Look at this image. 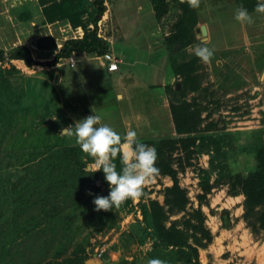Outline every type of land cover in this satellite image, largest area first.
<instances>
[{
	"label": "rangeland",
	"instance_id": "374dc122",
	"mask_svg": "<svg viewBox=\"0 0 264 264\" xmlns=\"http://www.w3.org/2000/svg\"><path fill=\"white\" fill-rule=\"evenodd\" d=\"M57 1L60 0H0V48L7 51L13 47V43L18 42V45L30 49L38 63L26 66L18 59L0 63V105L6 111L3 114L0 141L5 146L11 144V140L14 146L12 149L7 147L14 155L6 156V152L1 155L0 207L5 197L3 190L7 179L13 180L22 169L13 161L17 152L23 151L22 157L29 156L33 153V147L40 145L42 156H45V138L48 146L53 144L54 137H59L63 143L76 145L74 138L59 135L61 128L69 125L74 127L75 121L93 114L99 115L102 123L109 124L121 135L129 128L136 129L134 121H126L125 116V119L121 117L120 111L130 105L125 98L118 99L117 103L114 101V92L107 84L110 81L106 78V70L90 61L92 67L82 74L90 55L72 54L76 63L71 68L66 58H60L54 65L45 64L53 58L65 39L77 36L80 31L83 34L81 27L73 26L67 20L49 21L44 16L45 8L49 9ZM148 1L107 0L111 13L110 24L114 28L110 48L126 63L128 72L145 79L147 85H153V92L160 89L158 83L164 76L167 53L164 47L152 44L150 33L155 21L162 19L159 33L155 34V38L161 40L163 33L171 30L180 11L176 0H165V13L162 18L155 20L147 13ZM207 1L199 0L197 10L200 11L199 16L208 10L217 18L212 45L206 44L215 50L214 56L210 63L201 62L193 54V48L205 44L191 43L187 51L193 54L194 62L187 68L189 70L174 77L171 87L176 82L185 81L184 76L189 78H186V93L180 101L188 99L193 110L199 112L198 131L206 130L205 133H212L216 138L224 136L227 145L221 141L218 152L210 148V154H192L189 164L178 171V184L186 191L187 203L183 211L174 215L167 213L165 225L169 226L171 221L181 225L184 219L192 217L193 210L199 209L203 226L210 233V241L202 240V247H197L200 264H264V232L255 234L246 227L242 218L243 195L229 197L227 185L222 184L212 188L205 198L199 199L203 195L200 187L201 171L208 169L209 155L221 159V153L226 151L228 157L236 160L237 169H242L246 164L250 166L252 159L240 147L264 138V14H261L263 22L255 23L259 15L251 13L255 22L242 25L234 19V11L238 8L234 1L224 2L221 8L215 4H212L213 8L206 7ZM48 15H52V12L48 11ZM86 17L84 15L82 19L85 21ZM197 32L199 34L198 27ZM244 33L248 38L245 43L242 40ZM223 41L225 46H230V50L227 47L221 51L218 49ZM158 92L154 91L155 94ZM147 93L155 99L156 95L145 88L146 100L149 98ZM104 99L108 105H101ZM140 110H136L139 115L142 114ZM14 118L16 125L11 124ZM143 120L141 118L136 124L139 137L148 135L156 139L169 133L165 128L142 127ZM174 135L176 133L170 137ZM172 156H179L186 163L181 150L175 151ZM115 162L119 170V160ZM91 164L92 160L86 162L85 170L88 171ZM215 176L214 171L210 172V183ZM171 183L168 176L159 174L146 186V195L140 200H128L108 212H97L92 207L93 201L85 204V208H78L73 219L79 225L75 239L81 243L80 256L84 260H98L100 264H147L153 239L145 232L140 204L153 200L163 205V191ZM95 184L98 187L96 196L109 195V185L102 171L95 173ZM222 208L229 209L230 228L221 227L217 213ZM186 232L190 233L191 230ZM100 249L103 252L97 257ZM173 258V254L168 255L170 261Z\"/></svg>",
	"mask_w": 264,
	"mask_h": 264
},
{
	"label": "trees",
	"instance_id": "16d2710c",
	"mask_svg": "<svg viewBox=\"0 0 264 264\" xmlns=\"http://www.w3.org/2000/svg\"><path fill=\"white\" fill-rule=\"evenodd\" d=\"M176 1L180 13L169 34L163 38L162 46L173 73L179 76L184 70H189L187 68L194 62L193 54L187 51V47L196 41L197 7H191L189 0ZM233 1L238 7L246 8L249 14L256 13L254 9L258 0ZM153 4L155 19L159 20L165 13V1L153 0ZM105 9L104 0H60L49 9L45 8L44 16L49 21L67 20L83 30L81 37L65 39L53 58L45 64L54 65L60 58L74 53L101 56L109 51L108 41L97 35V22ZM48 11L52 15H48ZM84 15H87L85 21L82 19ZM11 59L21 60L26 66L38 64L25 45H16L7 51L0 48V63ZM184 78L179 88L176 84L165 87L172 94L170 113L175 132L184 136H160L156 139L138 137L140 143L155 147L158 154L156 166L160 174L168 176L172 182L163 191V205L153 200L140 204L145 232L153 239L148 257L162 259L167 264H200L197 247H202V240L210 241V233L203 226L199 209L193 210L192 217L184 219L181 225L177 221L165 225L167 213L177 214L184 210L187 203L186 191L178 184V171L189 164L192 154H210V148L218 152L219 143H225L224 136L216 138L212 133H205L206 130H197L199 112L193 110L190 102L180 101L186 93L185 83L189 79L187 76ZM4 111L0 105V132ZM15 118L11 119V124H17ZM9 141L11 144L5 146L0 141V162L2 152H6V156L14 155L7 150L14 148L13 141ZM43 143L46 146L45 156H42L40 145L33 147V153L29 156L22 157L23 151L14 156V164H19L22 169L13 180L7 179L4 185L5 197L0 207V264H86L79 254L81 243L75 239L79 225L73 219V214L96 197L98 187L95 173L85 170V163L92 159L82 153L77 145L63 143L59 137H54L53 144L49 146L46 138ZM178 150L184 153L186 163L179 156H172ZM240 150L248 153L252 159L251 165L246 164L242 169H237L236 160L228 157L226 151L221 153V159L209 155L208 169L201 171L203 195L199 199L205 198L212 188L227 185V195H243L242 218L246 227L256 234L264 232V138L244 144ZM213 171L216 176L210 183L209 175ZM217 215L221 227H231L228 209H220ZM187 230L191 232L187 233ZM172 254L175 258L170 261L168 255Z\"/></svg>",
	"mask_w": 264,
	"mask_h": 264
},
{
	"label": "clouds",
	"instance_id": "9594fccd",
	"mask_svg": "<svg viewBox=\"0 0 264 264\" xmlns=\"http://www.w3.org/2000/svg\"><path fill=\"white\" fill-rule=\"evenodd\" d=\"M191 7H199V0H189ZM264 14V2L258 0L254 9ZM234 19L240 24L251 25L255 21L243 6L234 11ZM215 50L206 45H196L193 54L203 63H210ZM61 136L74 138L81 152L92 159L89 172L102 171L109 185L108 196H96L93 199L95 210L111 211L128 200H140L146 195L145 188L160 174L156 166L158 154L153 146L140 143L138 134L129 128L121 135L107 123H102L99 115H89L75 121L74 127L61 128ZM121 165L118 170L116 160ZM93 173V174H94ZM92 195V193H89ZM147 264H167L166 261L153 258Z\"/></svg>",
	"mask_w": 264,
	"mask_h": 264
},
{
	"label": "crops",
	"instance_id": "0c3cea01",
	"mask_svg": "<svg viewBox=\"0 0 264 264\" xmlns=\"http://www.w3.org/2000/svg\"><path fill=\"white\" fill-rule=\"evenodd\" d=\"M228 1H233V0H208L205 6L209 7V8H213L212 4H215V5H217V7L221 8L223 3L228 2ZM2 2H3V0H2ZM148 3H149V5H148L149 10L147 11V13L149 14V16H152L151 18L155 19L154 4L151 3V0L148 1ZM104 5L106 7L105 12L101 16L100 20L97 22V35L108 41V44H109L108 50L115 54V52H113L112 49L110 48V45L112 42L111 40H112L113 35H114L112 31L114 28H113V26L111 27V24H110L111 13H110V8H109V4H108L107 0H104ZM198 11L199 10H197V24H196V30H195L196 41H195V43L203 42L205 45L206 44L212 45V41H213L212 38H213V33H214L213 32L214 31V22H216L217 18L212 13V11L207 10L206 12H202L200 16H199L200 11L199 12ZM160 18H162V16ZM262 18H263V15L259 14V19L256 20L255 23L263 22ZM161 21H162V19L159 22L155 21V24L152 27V32L150 33L152 41H153L152 44L158 45L159 47H163L162 46V40L170 32V30L164 32L161 40H160V38H155V34L159 33V30H160L159 25H160ZM201 24L205 25V29H206V35L205 36H202L200 34V31H199V34L197 32V27L199 30V25H201ZM81 35H82V31H80V33L76 37H79V36L81 37ZM242 40L244 43L247 42V40H248L247 35H245V33L242 36ZM224 42L225 41L222 42L223 44H221L218 49L221 51V50H225L224 48L227 47V49L230 50V46L229 47L225 46ZM18 44H19L18 42L13 43L12 46H16ZM233 47L236 48L237 46H233ZM75 54H82V55H86V56L90 55L86 59L87 61L85 64V70L82 74L87 72L88 69L92 67V65L90 64V61L95 62L96 66L101 67L104 70H106V74H107L106 78H108L110 81L107 84H108V87L111 88L112 91L114 92V101L117 103L118 99L121 100V99L125 98L126 102L130 105L129 108L122 109L120 111V113L122 115L121 117H123V116L126 117V119H125V117H123L126 121L131 120V121L135 122V123H133V126L136 127V129L132 127V130H135L138 132V127H137L138 125H136V124H139V122L141 121V118H143L144 120L142 121V127H144L145 125H148V127L150 129L158 128V130H163V128H165L167 130V132L169 131L168 134L164 133L161 136H171L174 133H176L175 128H174V124L172 121L171 113H170L169 94L165 91V86L171 85V81L174 79V77H177V75H175L173 73L168 59H166L165 68L163 69L164 76H162V78L160 79V82L158 83V86L160 88L159 89L160 92H158L159 90L158 91L154 90L155 92H158L157 94H155L154 91L153 92L151 91L153 85H149V84L147 85L145 83V79L142 80L141 77L137 76L136 74H131L130 72H128L125 69L126 63L123 61V59H120L121 61L117 63V69L115 71H108L106 69V65H105L104 61L100 58V56H96L94 54H85V53H74V55ZM115 55H116V57H120L117 54H115ZM46 59H50V58H46ZM46 59H41V60H46ZM218 61L219 60H217V63H219ZM217 66H218V64H217ZM83 77H85V75ZM83 77H80V79H83ZM144 86H145V88H147V90L148 89L150 90L151 94L156 95L155 99H153L151 96H149L148 93H147V95L149 96V98H147V100L145 99V96H144L145 88H144ZM89 94L91 95V93H89ZM93 99H95L94 96H93ZM184 101L188 102V99H184ZM100 102H102V100ZM93 104H94V100H93ZM101 105H103V106L108 105L107 102L105 101V99H104V102L101 103ZM140 108H141L140 111L142 112L141 115H139V113H138ZM135 111L137 113H135ZM176 135H177V133H176ZM176 135H174V137H176ZM146 136L150 137L148 135H146ZM177 136H184V134L177 135ZM138 137H139V135H138ZM237 196L241 197V195H237ZM229 197L234 198L235 196H229ZM238 207L241 208L240 205H238Z\"/></svg>",
	"mask_w": 264,
	"mask_h": 264
},
{
	"label": "built area",
	"instance_id": "2783aa9c",
	"mask_svg": "<svg viewBox=\"0 0 264 264\" xmlns=\"http://www.w3.org/2000/svg\"><path fill=\"white\" fill-rule=\"evenodd\" d=\"M100 58L104 61L105 65H106V69L108 71H115L117 69V63L121 61L120 58L114 56V54L111 51H106L105 53H103L100 56ZM66 60H67L68 65L70 66V68L75 66L76 60L74 59L72 54L69 57H67ZM102 252H103V250L100 249L97 253V255H98L97 257H100Z\"/></svg>",
	"mask_w": 264,
	"mask_h": 264
},
{
	"label": "water",
	"instance_id": "95a60500",
	"mask_svg": "<svg viewBox=\"0 0 264 264\" xmlns=\"http://www.w3.org/2000/svg\"><path fill=\"white\" fill-rule=\"evenodd\" d=\"M199 31H200V34L202 36L206 35V29H205V25L204 24L199 25ZM176 87L179 88V83L178 82H176ZM85 263L86 264H100V261L89 258V259L85 260Z\"/></svg>",
	"mask_w": 264,
	"mask_h": 264
}]
</instances>
